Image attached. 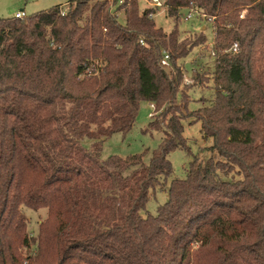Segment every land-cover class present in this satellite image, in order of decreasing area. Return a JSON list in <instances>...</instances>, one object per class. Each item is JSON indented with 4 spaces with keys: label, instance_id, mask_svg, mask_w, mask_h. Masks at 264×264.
<instances>
[{
    "label": "trees",
    "instance_id": "16d2710c",
    "mask_svg": "<svg viewBox=\"0 0 264 264\" xmlns=\"http://www.w3.org/2000/svg\"><path fill=\"white\" fill-rule=\"evenodd\" d=\"M67 4L0 17V264H264V0H164L169 31L139 0ZM190 9L211 18L214 56L213 96L193 110L180 60L206 35L180 37ZM141 102L154 104L144 131L160 143L146 161L101 159ZM187 118L209 156L143 215L171 175L168 154L190 153ZM24 207L46 209L34 234Z\"/></svg>",
    "mask_w": 264,
    "mask_h": 264
},
{
    "label": "rangeland",
    "instance_id": "374dc122",
    "mask_svg": "<svg viewBox=\"0 0 264 264\" xmlns=\"http://www.w3.org/2000/svg\"><path fill=\"white\" fill-rule=\"evenodd\" d=\"M68 0H0V17H12L16 11H24L26 15L34 13L39 10L50 8L53 5H61V10L68 9ZM141 8H146L148 4L144 0H139ZM121 18V15H119ZM154 21L156 26L162 27L165 31L172 28L171 18L166 16L165 8H161L154 13ZM211 20L206 19L204 16L194 15L190 19L182 20L180 24V37L193 39L199 34L206 35V40L194 46L191 52L182 60L183 82L192 84L188 90L189 99L188 109L193 110L201 105L207 104V100L213 96V86L210 72L213 67L214 56L211 54L212 47V28ZM170 71V68L165 69ZM205 73L208 75L209 80L203 81L201 84H195L193 77L196 74ZM204 100H201V99ZM160 111V110H159ZM152 108L148 102H141L136 120L132 128L126 132L114 133L110 137L104 139L102 149L100 151V158L105 159L110 155H117L126 157L133 154H143L144 160H148L151 152L161 141L160 132L144 131L148 122L150 121L149 113ZM183 135L187 139L190 147V153H186L182 149H175L168 154V159L171 163L172 172L167 178V183L162 189L157 188L150 196L145 208L141 211L144 215L146 213L155 214L158 205L162 204L167 199L165 191L166 185L172 178H183L185 176V168L193 156L198 158H206L209 156L207 149L211 145V139H205L200 130V122H190V118L183 121ZM81 143L85 147H89V140H82ZM109 193H103L105 203H108ZM22 211L27 217L28 230L30 233H35L38 222L45 217L46 209L33 211L27 207L22 208Z\"/></svg>",
    "mask_w": 264,
    "mask_h": 264
},
{
    "label": "built area",
    "instance_id": "2783aa9c",
    "mask_svg": "<svg viewBox=\"0 0 264 264\" xmlns=\"http://www.w3.org/2000/svg\"><path fill=\"white\" fill-rule=\"evenodd\" d=\"M144 1H146V3L148 4L147 7H157L158 8L157 10H160L161 8H164V5H163L164 0H144ZM196 14L198 16H200V14H199V12L197 10L190 9L189 11H187L185 13L184 19H186V20L187 19H190V18H192ZM25 15H26L25 12L22 11V10H20V11H16L13 16L16 17V18H22ZM150 16L153 17L154 14H150ZM210 19L211 18H209V20ZM140 42H142V41H140ZM235 45L236 44H234V46ZM168 60H169L168 53L163 51V55H162V57L160 59V66L163 69H167L169 67V61ZM90 74H91V69L88 68V69L84 70L81 74H79L78 78L86 77V76H88ZM149 105L152 108V112L149 113V116H152L155 113V107H154V104L153 103H149Z\"/></svg>",
    "mask_w": 264,
    "mask_h": 264
}]
</instances>
